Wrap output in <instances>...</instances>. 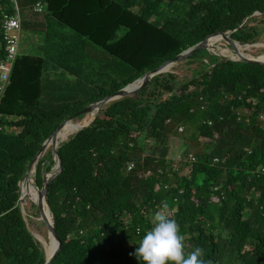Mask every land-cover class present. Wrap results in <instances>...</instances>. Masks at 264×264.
I'll return each instance as SVG.
<instances>
[{
    "label": "trees",
    "instance_id": "16d2710c",
    "mask_svg": "<svg viewBox=\"0 0 264 264\" xmlns=\"http://www.w3.org/2000/svg\"><path fill=\"white\" fill-rule=\"evenodd\" d=\"M18 3L35 44L18 55L0 101V264H44L30 227L42 226L45 238L47 227L28 197L26 222L19 186L44 142L213 34L264 43V0ZM0 6L1 41L15 6ZM220 59L210 49L190 55L59 143L62 171L47 201L61 247L51 264H144L131 253L156 212L178 222L185 251L200 246L211 264H264V64ZM53 169L49 147L39 187Z\"/></svg>",
    "mask_w": 264,
    "mask_h": 264
},
{
    "label": "water",
    "instance_id": "95a60500",
    "mask_svg": "<svg viewBox=\"0 0 264 264\" xmlns=\"http://www.w3.org/2000/svg\"><path fill=\"white\" fill-rule=\"evenodd\" d=\"M230 34H231V31H229L227 33L218 32L216 34H213V35L207 37L206 39H204L203 41L199 42L195 46H192V47L188 48L187 50H185L184 52L178 54L173 59L165 61L163 64H161L156 69L147 72L144 76H142L141 78L137 79L135 82L127 85L126 87L116 91L115 93H113L111 95L106 96L105 98L101 99L98 102H94V103L86 106L83 110H81L80 112L76 113L74 116H72L69 119L63 121L60 124V126L58 127V129L44 142L42 148L38 151L37 155L31 161V163L29 165V168H28V170L26 172V176H25V178L28 176V174H29L31 168L33 167V165H35V169L37 171V166H38V163H39L41 157L47 151L46 150L47 147L48 146L51 147L52 148V160H54V169L49 174H45L43 176V186L42 187H39L37 185V182H36V186H37L38 191H39L38 192L39 196H38V198L36 200L32 199V201L38 206V208L40 210L41 216L39 217V219L44 221V223L46 224L47 231H48V239L54 238V240L56 241L55 248L50 253H48L46 248H45L47 260H46V262L44 264H51L52 261L58 255V253L60 251V247H61V240H60V238L58 237V235L56 233V230H55V227H54L53 215L51 213V209H50V206H49L48 201H47V192H48V189H49V186H50L51 182L62 171V162H61L60 155H59V153L57 151L58 145L62 141L59 142L58 139H57V136H58L59 131L66 124V122L67 121H73L74 118H76L77 116H80V115L93 114L94 117H93L92 121H90L88 124H86L84 126H81L76 132H78L81 129L87 127L88 125H90L94 121V119L98 115L100 109L106 103H108V102H110L112 100L120 99V98L129 96L131 94H134V93L138 92L139 90H141L147 84V82L150 80V78H152L154 75L159 74L161 72L169 71L177 63H179L180 61L186 59L187 57H189L190 55H192V54H194V53H196L198 51H201V50H204V49L214 48V47L211 46V43H210V39L213 36L222 37L223 40H226L228 42L229 48L234 50L236 52V54H237V57H232V56H227V55H224L222 53L221 54L219 53V55L221 56V59L219 61H222L224 59H231V60H234V61H242V62H245V63L256 64V65H263L264 64V59L260 58V56H262V54H260L258 56H248V55H245V54L239 52L237 50V48H236V44H239V43L237 41H234L230 37ZM246 45H248V44H246ZM256 45H259V44H253L251 46H256ZM24 179H22L19 182V186H20V206H21V210L23 212V215L25 216V220L27 222V219H26V214L27 213L25 211L23 198L21 196V183L24 181ZM35 180H36V173H35ZM47 209L51 213V217H52L51 219H50V217L47 214ZM34 236L38 240H40L35 234H34Z\"/></svg>",
    "mask_w": 264,
    "mask_h": 264
},
{
    "label": "clouds",
    "instance_id": "9594fccd",
    "mask_svg": "<svg viewBox=\"0 0 264 264\" xmlns=\"http://www.w3.org/2000/svg\"><path fill=\"white\" fill-rule=\"evenodd\" d=\"M163 207L167 208L165 203ZM134 255L144 264H211L204 259L205 250L196 246L185 251L184 236L178 222L162 212H156L152 226L135 243Z\"/></svg>",
    "mask_w": 264,
    "mask_h": 264
},
{
    "label": "built area",
    "instance_id": "2783aa9c",
    "mask_svg": "<svg viewBox=\"0 0 264 264\" xmlns=\"http://www.w3.org/2000/svg\"><path fill=\"white\" fill-rule=\"evenodd\" d=\"M19 0H12L15 6V13H5L1 25L2 39L0 41V101L2 100L11 82V75L16 59L20 54L22 37V19L19 7ZM1 7V6H0ZM36 12H42L44 5L37 2L34 7Z\"/></svg>",
    "mask_w": 264,
    "mask_h": 264
},
{
    "label": "bare ground",
    "instance_id": "6f19581e",
    "mask_svg": "<svg viewBox=\"0 0 264 264\" xmlns=\"http://www.w3.org/2000/svg\"><path fill=\"white\" fill-rule=\"evenodd\" d=\"M222 40L223 39L220 36H214V37H212L210 39L211 46L212 47L215 46L216 43H218V42H220ZM238 46H242L244 48L239 51L238 50ZM249 47H252V46L251 45H245V46H243V45H240V44H236L237 50L239 52L245 54V55H246V53L244 51L246 49H248ZM232 53H233L232 56L237 57L236 52H232ZM260 58H263L264 59V53L262 54V56H260ZM93 116H94L93 114L86 115L82 120H80L78 122H75V124L71 128H67L68 126H66V124L69 122V121H67L66 124L62 127V129L58 133V136H57L58 141L60 142V141L66 140L69 137V135L75 133L81 126H84V125L88 124L92 120ZM48 148H49V146L47 147V149ZM35 173H36V169H35V165H33V167L31 168L28 176L24 179V181H27V182L30 183V186H28L26 188V191L23 193V197H22L23 198V203H24V199L27 198V197L30 198V199H34V200L37 199V198H34V196H31V195L28 196L29 190L31 189V186L34 187V191L39 196V193H38L39 191H38V188L36 186ZM21 189H22V187H21ZM47 214H48V216L51 219L52 218L51 217V213H50V211L48 209H47ZM43 240H44V243L43 244H45L44 247L46 248L47 252L50 253L55 248L56 241L54 240V238H50L48 240L47 239H43Z\"/></svg>",
    "mask_w": 264,
    "mask_h": 264
},
{
    "label": "rangeland",
    "instance_id": "374dc122",
    "mask_svg": "<svg viewBox=\"0 0 264 264\" xmlns=\"http://www.w3.org/2000/svg\"><path fill=\"white\" fill-rule=\"evenodd\" d=\"M32 43L35 44V41L33 40L32 36L30 34H26V33H22V37H21V45H20V50L19 52H28L30 51L29 50V47L32 46ZM229 44L226 40H222L218 43H216L215 46H213L214 48H211L210 50H213V51H216V53H222L224 55H227V56H232V52H235L234 50H232L231 48L228 47ZM245 46V45H243ZM224 47V48H223ZM244 47L242 46H238V50H242ZM261 48H264V43H260L259 45H256V46H252V47H249L248 49H246L244 52L246 53V55L248 56H258L257 54H255L256 50L257 49H261ZM224 52V53H223ZM234 57V56H232ZM88 115V114H87ZM86 115H84L85 117ZM80 121V120H79ZM188 172V167L184 168L182 170V173H187ZM28 186H30V183L28 182ZM27 186V187H28ZM26 187V188H27ZM26 188L23 189V192H22V197H23V193L26 191ZM31 195V189L29 190V194L28 196ZM32 196V195H31ZM35 198V197H34ZM39 219V218H38ZM35 225V224H34ZM33 225V226H34ZM30 227V226H29ZM36 230L40 233H37L36 230L32 227H30V229L33 231V233L38 237L40 238V240L42 241V243H44V240L43 239H47L48 240V237L45 238L44 237V228L42 226H37L35 227ZM43 229V230H42ZM45 245V244H43Z\"/></svg>",
    "mask_w": 264,
    "mask_h": 264
},
{
    "label": "crops",
    "instance_id": "0c3cea01",
    "mask_svg": "<svg viewBox=\"0 0 264 264\" xmlns=\"http://www.w3.org/2000/svg\"><path fill=\"white\" fill-rule=\"evenodd\" d=\"M22 30H23V29H22ZM22 33H24V31H23Z\"/></svg>",
    "mask_w": 264,
    "mask_h": 264
}]
</instances>
